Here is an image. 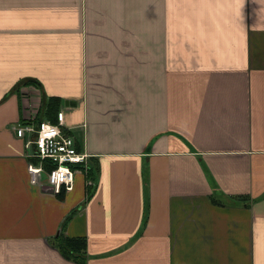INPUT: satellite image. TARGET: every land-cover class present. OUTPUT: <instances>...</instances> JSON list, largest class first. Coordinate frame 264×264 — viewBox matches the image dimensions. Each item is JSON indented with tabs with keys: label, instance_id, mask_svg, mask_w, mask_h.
I'll return each instance as SVG.
<instances>
[{
	"label": "crops",
	"instance_id": "obj_1",
	"mask_svg": "<svg viewBox=\"0 0 264 264\" xmlns=\"http://www.w3.org/2000/svg\"><path fill=\"white\" fill-rule=\"evenodd\" d=\"M54 98L60 194L14 130ZM0 264H264V0H0Z\"/></svg>",
	"mask_w": 264,
	"mask_h": 264
},
{
	"label": "built area",
	"instance_id": "obj_2",
	"mask_svg": "<svg viewBox=\"0 0 264 264\" xmlns=\"http://www.w3.org/2000/svg\"><path fill=\"white\" fill-rule=\"evenodd\" d=\"M63 126L64 114L60 112L56 124L29 117L14 127L17 137L25 140L29 156L39 161L38 165L29 166L31 182L49 185L55 194L74 184L76 171L86 167L88 160V154L78 150Z\"/></svg>",
	"mask_w": 264,
	"mask_h": 264
},
{
	"label": "trees",
	"instance_id": "obj_3",
	"mask_svg": "<svg viewBox=\"0 0 264 264\" xmlns=\"http://www.w3.org/2000/svg\"><path fill=\"white\" fill-rule=\"evenodd\" d=\"M60 101L56 98L51 99L48 103V109H47V119L53 123L56 124L58 121V106ZM42 121V120H41ZM46 164V163H45ZM46 167L48 170L51 169L50 166L46 164ZM61 197L63 198L64 195L62 194ZM212 203L215 205H222V201L219 199L213 197ZM57 247L62 255H64L68 259H74L78 260L80 262H83V256L86 253V241L85 239L81 238H60L57 243Z\"/></svg>",
	"mask_w": 264,
	"mask_h": 264
}]
</instances>
